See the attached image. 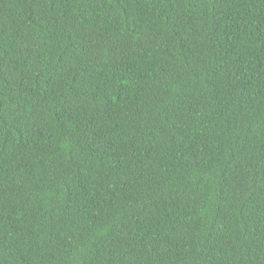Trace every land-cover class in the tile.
<instances>
[{"label": "trees", "instance_id": "16d2710c", "mask_svg": "<svg viewBox=\"0 0 264 264\" xmlns=\"http://www.w3.org/2000/svg\"><path fill=\"white\" fill-rule=\"evenodd\" d=\"M0 264H264V0H0Z\"/></svg>", "mask_w": 264, "mask_h": 264}]
</instances>
